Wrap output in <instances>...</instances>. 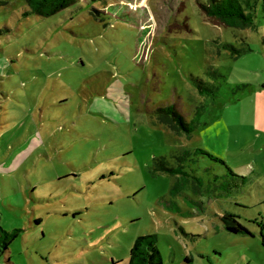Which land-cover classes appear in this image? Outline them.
I'll list each match as a JSON object with an SVG mask.
<instances>
[{"label":"rangeland","instance_id":"obj_1","mask_svg":"<svg viewBox=\"0 0 264 264\" xmlns=\"http://www.w3.org/2000/svg\"><path fill=\"white\" fill-rule=\"evenodd\" d=\"M242 1L247 29L208 17L211 0H78L50 18L0 0V240L18 231L12 262L129 264L135 240L156 235L164 264H264V0ZM169 106L200 114L190 136L154 114ZM197 149L248 184L185 158ZM179 157L188 178L157 171ZM227 214L249 234L228 232Z\"/></svg>","mask_w":264,"mask_h":264},{"label":"trees","instance_id":"obj_2","mask_svg":"<svg viewBox=\"0 0 264 264\" xmlns=\"http://www.w3.org/2000/svg\"><path fill=\"white\" fill-rule=\"evenodd\" d=\"M211 1V6L207 7L206 9L208 17L217 18L227 26L234 29H247L254 25V13L252 12L254 7L250 2H247L245 6V3L242 0ZM26 2L29 5L31 14L39 17L50 18L76 5L78 0H26ZM224 48L237 55H241L243 53V51L238 50L231 45H226ZM214 75L216 76L217 74L214 73ZM198 89L201 95H205L211 91V89L208 87V84L202 80H200ZM154 114L159 118L161 123L169 126L175 133L179 135L190 136L199 125L197 120L198 116L200 115L199 113L195 118H193L191 122H188L184 115L179 112L177 106L159 108ZM192 155L196 157H207L214 162L224 165L233 178L232 189H240L245 187L249 182L247 177L237 175L231 169H229L223 160L213 156L205 150L197 149L194 152H186L185 158ZM177 160L178 165L176 167H170L167 160H162L157 171L178 176L181 179L188 178L185 167L183 163H181L183 158L179 157ZM177 189L178 187L175 188L174 192L178 193L179 189ZM223 222L226 230L232 234H249L247 228L241 224L236 216L232 214H227L224 216ZM17 238L18 231L13 232L12 234L4 233V236H2V239L0 240V259L5 255V253L10 251L9 246ZM158 244L159 240L156 235L138 237L132 247L129 264H164Z\"/></svg>","mask_w":264,"mask_h":264},{"label":"crops","instance_id":"obj_3","mask_svg":"<svg viewBox=\"0 0 264 264\" xmlns=\"http://www.w3.org/2000/svg\"><path fill=\"white\" fill-rule=\"evenodd\" d=\"M13 257H14V255H12V252L9 251V252L5 253V255L1 259H4L6 264H17L15 261L12 262Z\"/></svg>","mask_w":264,"mask_h":264}]
</instances>
